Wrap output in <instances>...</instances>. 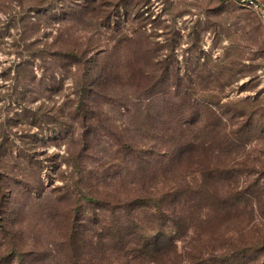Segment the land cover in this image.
I'll return each instance as SVG.
<instances>
[{
	"label": "trees",
	"instance_id": "trees-1",
	"mask_svg": "<svg viewBox=\"0 0 264 264\" xmlns=\"http://www.w3.org/2000/svg\"><path fill=\"white\" fill-rule=\"evenodd\" d=\"M122 3L120 0L118 8ZM87 4L81 3L72 12L90 11ZM138 4L136 2L135 6ZM99 5L108 6L104 2ZM107 18L109 16L105 21ZM138 33L140 39L124 63L121 62L123 56L118 54V45L102 51L96 46L54 52L40 49L19 52L14 74L11 66L2 72L9 85L4 92L0 90V100L21 104L31 91L33 76L26 73V70L31 72V68L24 67L30 64V59L39 57L46 61L49 56L59 63L64 59L66 67H76L72 76L79 105L89 98H100L109 101L125 116L122 126L110 129L107 136L111 159L124 164L128 191L122 198L94 197L84 188V175L70 186L63 185L56 191L55 212L71 195L76 197L77 203L72 214L65 218L63 239L45 246L42 252L13 248L18 264H29L24 262L26 255H38L37 262L31 264H97L93 256L97 248L109 251L112 259L108 264L166 263L170 253L175 251L173 248L177 250L179 238L196 226L199 212L235 220L240 204L248 206L259 192L257 184L264 176L263 166L259 178L244 189L239 187L238 177L242 172L250 173L254 165L247 156L249 152L241 151L252 140L264 137V104L257 107L249 97L224 101L217 95L201 94L213 91L209 86L211 81L219 87L225 83L223 79H228L226 82L230 84L236 81L245 72L238 68L239 62L235 60L232 64L229 59L224 63V59H228L227 52L222 59H212L210 54L203 56L194 39L198 35L195 29L191 31V47L183 50L186 54L182 60H178L174 52L177 41L168 48L165 58L160 59L145 30L138 27ZM124 41H129L128 36L119 38L117 44ZM180 61L183 66L179 65ZM80 108L82 106L78 107L79 114ZM95 114L92 110L82 113L81 118L84 122ZM37 115L25 106L14 112L11 105L0 106L2 209L7 200L5 193L10 191L7 184L11 176L13 190L41 197V187L31 180L40 169L31 165L36 161L32 159L30 148L23 145L12 156L13 141L8 138L13 124L24 120L32 124ZM25 134H19L21 140L28 139ZM84 150L78 151L75 165V170L81 173L79 160ZM8 156L17 163L13 161V166L7 163ZM20 207L17 203L16 214ZM16 220L14 216L13 221ZM101 237L107 238L106 245L94 240ZM230 247L218 254L208 244L207 257L197 264H252L257 247L264 249V243ZM54 248L58 252L56 262L49 257L55 258Z\"/></svg>",
	"mask_w": 264,
	"mask_h": 264
},
{
	"label": "rangeland",
	"instance_id": "rangeland-1",
	"mask_svg": "<svg viewBox=\"0 0 264 264\" xmlns=\"http://www.w3.org/2000/svg\"><path fill=\"white\" fill-rule=\"evenodd\" d=\"M75 1L0 0L1 91L4 92L9 85L2 72L11 66L14 74L21 51L28 53L43 49L54 52L95 46L102 51L118 45V54L123 56L121 62L124 63L140 39V27L149 35L160 59L165 58L168 48L177 41L179 44L174 45V52L178 60H182L186 54L183 50L191 47V31L195 29L198 35L194 39L203 56L210 54L212 59H222L227 52L228 59L223 62L228 63L230 59L233 64L236 60L238 68L245 70L232 84L223 79L225 83L221 80L223 86L219 87L211 81L209 86L213 91L201 94L217 95L224 101L249 97L257 107L264 104V0H256L258 8L230 2L224 4L223 0H123L126 7L122 3L120 8V0H78L87 2L90 11L73 13L72 10L81 4ZM101 2L108 6H100ZM136 2L140 3L139 6H135ZM106 16L110 18L107 21ZM122 36H128L129 41L117 44ZM30 60V64L24 66L31 68V72L26 70V73L33 76L26 99L21 104L1 99L0 106L11 105L13 112L25 106L38 114L32 124L30 120L13 124L8 130V138L13 141L12 156L23 145L30 148L32 159L36 161L31 165L40 169L31 180L41 187L42 194L41 197L36 193L23 195L19 189L13 190V176L8 180L10 191L5 193L7 200L4 204L7 212L0 208V264H18L13 248L42 252L45 246L63 239L65 218L68 219L77 204L76 197L71 195L55 212L56 191L63 185L70 186L84 175V188L94 197L122 198L128 191L124 164L121 160L111 159L107 136L110 129L122 126L124 113L100 98H89L79 105L72 76L76 67H66L64 59L59 60L60 63L53 58L50 60L49 56L46 61L39 57ZM179 65L183 66V62L180 61ZM87 105H91V109L86 108ZM81 106L79 114L78 107ZM92 110L96 112L94 117L83 122L82 113H91ZM22 132L29 136L27 140L20 139ZM80 148H85L79 160L82 173L75 170ZM242 152H249L247 156L254 164L250 173L242 172L238 177L239 187L244 189L261 175L264 137L252 140ZM13 161L17 163L10 156L6 159L12 166ZM14 167L17 169V165ZM263 184L264 176L257 184L259 192L251 198L248 206L240 204L235 220L216 213L199 212L196 226L179 238L177 250L174 247L170 259L161 264H197L207 257L208 244L213 246L214 253L220 254L228 251L231 245L264 243ZM17 203L21 207L16 214ZM94 240L102 245L108 242L106 237ZM53 251L56 259L49 257L56 262L58 252L56 248ZM255 254L256 260L252 264H263L264 249L257 247ZM93 256L97 264H108L112 259L109 251L101 248L95 249ZM37 258L38 255H26L24 262L31 264L37 262Z\"/></svg>",
	"mask_w": 264,
	"mask_h": 264
},
{
	"label": "built area",
	"instance_id": "built-area-1",
	"mask_svg": "<svg viewBox=\"0 0 264 264\" xmlns=\"http://www.w3.org/2000/svg\"><path fill=\"white\" fill-rule=\"evenodd\" d=\"M226 3H238V4H245L247 6L253 7V8H258V3L256 0H223Z\"/></svg>",
	"mask_w": 264,
	"mask_h": 264
}]
</instances>
